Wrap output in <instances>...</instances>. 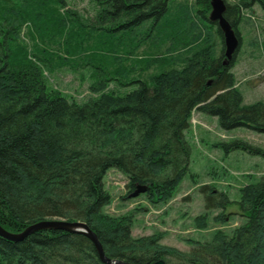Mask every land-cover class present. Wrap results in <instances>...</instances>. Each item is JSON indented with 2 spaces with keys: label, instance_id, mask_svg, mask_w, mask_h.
Wrapping results in <instances>:
<instances>
[{
  "label": "trees",
  "instance_id": "trees-1",
  "mask_svg": "<svg viewBox=\"0 0 264 264\" xmlns=\"http://www.w3.org/2000/svg\"><path fill=\"white\" fill-rule=\"evenodd\" d=\"M91 1L93 20L68 0H0V225L19 233L46 219L83 221L107 257L134 264H264V176L246 185L239 201L203 185L207 209L225 212L237 204L245 222L193 241L188 252L163 246L156 234L134 239L133 215L103 211L111 202L104 183L110 170L127 177L129 198L139 186L152 203L177 193L190 170L186 131L193 110L216 117L223 130L264 133V101H244L234 72L239 49L224 64L223 33L209 19L211 0ZM225 1L241 46L243 8L254 0ZM256 1L264 10V0ZM107 23L137 27L108 40L101 30L115 29ZM117 51L124 53L119 60ZM123 60L130 73L148 75L121 95L110 85ZM85 66L93 81L82 102L49 83L57 68ZM222 148L264 157V148L240 139ZM195 222L205 228L208 216ZM0 264L107 263L87 235L42 229L20 241L0 236Z\"/></svg>",
  "mask_w": 264,
  "mask_h": 264
},
{
  "label": "rangeland",
  "instance_id": "rangeland-1",
  "mask_svg": "<svg viewBox=\"0 0 264 264\" xmlns=\"http://www.w3.org/2000/svg\"><path fill=\"white\" fill-rule=\"evenodd\" d=\"M182 1L184 0H180ZM228 1L238 3L241 0ZM68 5L89 20H93L97 13V5L91 0H68ZM175 6L176 3L171 6L173 11ZM242 15V22L239 25L242 42L234 72L244 101L250 104L264 101V10L258 1L254 0L250 6L243 8ZM107 25L115 29L112 32L101 30L102 36L108 40H115L120 34L127 37L129 29L137 27L122 25L114 28L112 23H107L106 28ZM28 31L29 28L24 29V40L28 47L32 48L34 41ZM117 54L120 55L119 60L124 53L117 51ZM129 60L134 61L135 58L131 56ZM75 66L79 64L75 63ZM117 66L122 71L110 86L115 87L117 93L121 95L137 89L140 86L138 81L148 75L130 73L126 60ZM91 70L90 66L74 69L57 68L48 74V80L52 85L82 102L90 96L88 89L93 81ZM153 70L152 68L150 71ZM186 137L191 145L190 170L177 193L168 202L152 203L144 193L129 198L126 192L128 179L119 171L110 170L104 178L105 188L111 195V202L103 208L105 213L115 217L133 215L131 234L134 239L156 234L161 237L159 241L163 246L182 252H188L193 246V241L209 240L219 228L231 233L245 222L244 217L235 213L238 211L237 204H231L225 212L220 208L207 209L205 194L201 189L203 185H212L217 190L226 192L230 200L239 201L242 189L264 176V157L242 149L226 153L222 148L223 143L236 139L264 148V133L245 126L223 130L216 117L194 113ZM204 215L208 216V225L199 228L195 219Z\"/></svg>",
  "mask_w": 264,
  "mask_h": 264
},
{
  "label": "water",
  "instance_id": "water-1",
  "mask_svg": "<svg viewBox=\"0 0 264 264\" xmlns=\"http://www.w3.org/2000/svg\"><path fill=\"white\" fill-rule=\"evenodd\" d=\"M211 12L209 19L212 22H216L219 29L223 33L224 37V48H225V59L224 64H229L233 60L235 53L240 47V40L236 34L235 28L232 26L230 21L225 17L227 11V5L225 0H211ZM144 187H138L134 193L131 195L133 197L144 192ZM42 229H57L63 230L71 233H83L87 235L94 243L100 259L107 264H134L132 262L109 258L105 255L103 247L98 240L96 233L91 230L86 222L83 221H67L64 219H46L39 221L37 223L29 225L22 232L13 233L0 225V236L6 238L10 241H20L24 239L27 235ZM154 264H166L164 260L160 259Z\"/></svg>",
  "mask_w": 264,
  "mask_h": 264
}]
</instances>
